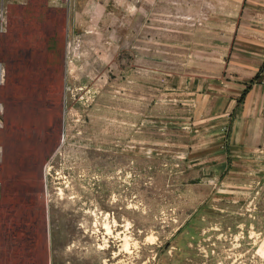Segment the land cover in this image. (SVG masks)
<instances>
[{
  "label": "rangeland",
  "instance_id": "obj_1",
  "mask_svg": "<svg viewBox=\"0 0 264 264\" xmlns=\"http://www.w3.org/2000/svg\"><path fill=\"white\" fill-rule=\"evenodd\" d=\"M241 3L0 0V264H264V150L191 85Z\"/></svg>",
  "mask_w": 264,
  "mask_h": 264
},
{
  "label": "crops",
  "instance_id": "obj_2",
  "mask_svg": "<svg viewBox=\"0 0 264 264\" xmlns=\"http://www.w3.org/2000/svg\"><path fill=\"white\" fill-rule=\"evenodd\" d=\"M237 15L233 33L224 37L221 75L192 76L191 85L197 83L196 90H206L212 100L208 123L223 137L219 147L263 151L264 0H242Z\"/></svg>",
  "mask_w": 264,
  "mask_h": 264
},
{
  "label": "flooded vegetation",
  "instance_id": "obj_3",
  "mask_svg": "<svg viewBox=\"0 0 264 264\" xmlns=\"http://www.w3.org/2000/svg\"><path fill=\"white\" fill-rule=\"evenodd\" d=\"M26 141L28 142V136L26 137ZM24 149H25V146H24ZM31 149H33V142L31 144ZM23 154H24V158H25V162L23 163L25 168H23V169L24 170L28 169L27 162H28L29 155H30V158H31V166L33 167V165H34V168L36 169L37 161H36V156H35L33 150H31V151H24Z\"/></svg>",
  "mask_w": 264,
  "mask_h": 264
}]
</instances>
